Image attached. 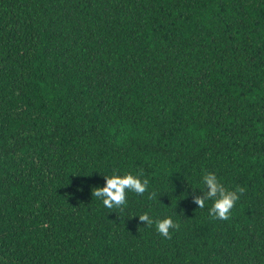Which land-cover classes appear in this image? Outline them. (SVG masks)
<instances>
[{"label": "trees", "instance_id": "trees-1", "mask_svg": "<svg viewBox=\"0 0 264 264\" xmlns=\"http://www.w3.org/2000/svg\"><path fill=\"white\" fill-rule=\"evenodd\" d=\"M0 264H264V0H0Z\"/></svg>", "mask_w": 264, "mask_h": 264}, {"label": "clouds", "instance_id": "clouds-1", "mask_svg": "<svg viewBox=\"0 0 264 264\" xmlns=\"http://www.w3.org/2000/svg\"><path fill=\"white\" fill-rule=\"evenodd\" d=\"M203 184L207 191L202 197L195 198V204L198 208L203 209L205 202L213 201L209 208V217L211 219L228 220L230 212L233 209L236 201L239 199V193L245 191L242 187H237L235 191H229L218 181L213 173H206L203 176ZM104 186L96 187L92 191V195L102 200L106 208H120L126 204V195L128 192H133L137 195H143L147 191L148 180H141L139 176L125 174L123 176L113 174L104 177ZM156 198V194L149 193L148 199ZM139 221L146 226H152L155 223L158 233L166 239L171 238L170 229H178L180 226L174 223L171 218H164L154 221L147 213L142 214Z\"/></svg>", "mask_w": 264, "mask_h": 264}]
</instances>
